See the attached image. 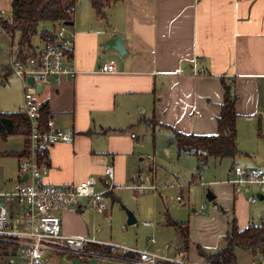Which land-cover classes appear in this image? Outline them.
Returning <instances> with one entry per match:
<instances>
[{
	"label": "crops",
	"instance_id": "crops-1",
	"mask_svg": "<svg viewBox=\"0 0 264 264\" xmlns=\"http://www.w3.org/2000/svg\"><path fill=\"white\" fill-rule=\"evenodd\" d=\"M0 11L10 18L11 0H0ZM72 22L77 75L72 81L35 90L39 94L36 101L47 106L55 129L74 133L71 142L56 143L47 151L46 182L68 187L95 178L98 191L110 184L112 189L103 196L106 212H94L102 219L110 215L107 201L119 202L115 195L119 188L143 186L138 172L132 171L140 155L137 137L122 129L138 117L140 122L155 120L160 127L184 134L215 135L223 103L221 87L226 84L237 98V148L241 119L256 123L264 140V0H120L107 9L105 19L96 16L88 0L84 11L76 13L74 6ZM114 37L123 38L122 56L115 50H103L104 43ZM111 62L114 72L101 73V67ZM17 112H22V102L19 110L2 113ZM14 137L20 138L19 146L4 155L16 158V169L0 170V193L11 191L19 181L18 167L25 158L18 154L27 146L26 136L1 140L6 143ZM107 166L113 168L112 181L104 175ZM244 166L249 172L264 173V165ZM233 178L220 181L224 188L214 195L215 199L219 196L218 209L187 222L170 216L187 224V248L178 230L166 226L164 218L163 225L174 229L179 241L174 246L165 244L156 253L173 256L183 251L191 262L205 264L198 248L208 254L217 252L233 220L239 230L252 225L246 208L249 200H245L248 190L243 192L242 186L236 193L230 183ZM209 183L219 186L217 181ZM150 186H155L153 180ZM170 187L184 188L182 184ZM94 213L87 208L61 212L63 234L112 242L104 234L103 223L101 231L96 230ZM150 240L149 246H153L155 240L152 244ZM244 253L248 254L246 260L254 259L250 251L237 250V264ZM7 256L13 264L16 253Z\"/></svg>",
	"mask_w": 264,
	"mask_h": 264
},
{
	"label": "rangeland",
	"instance_id": "rangeland-1",
	"mask_svg": "<svg viewBox=\"0 0 264 264\" xmlns=\"http://www.w3.org/2000/svg\"><path fill=\"white\" fill-rule=\"evenodd\" d=\"M76 13L84 11L88 7V0H75ZM1 18L7 20L8 14H2ZM49 28V25L41 26ZM72 27H68L70 31ZM18 42V35L9 38L0 30V45L4 44V49H0V70L3 67H9L10 74L5 78L4 73L0 71V111L13 112L19 110L20 104H23L24 93H30L38 97L35 89L25 87L23 80L17 77L12 71V62L14 61L15 45ZM34 46H39L38 36L32 40ZM12 44V45H11ZM222 86V85H221ZM222 91H223V87ZM145 117V116H144ZM161 122L164 116L160 115ZM183 119V117H181ZM144 119V118H143ZM175 119V118H173ZM188 119V118H187ZM238 129V150L242 153L234 158L210 159L208 165L201 172L197 171V160L193 155H178L177 146L174 143L175 133L159 125H147L140 122V117L130 125L122 129L137 137V146L139 156L133 162L132 171L138 172L143 186L153 185L158 189L155 191L143 190L134 192L131 188H119L115 195L119 197V202L111 203L108 200L110 215L108 219L96 215L95 211L87 208L94 213V225L96 230L100 229L101 223L104 224V234L107 239L112 241L111 244L121 247H135L140 250L149 252L162 251L165 244L177 245L179 236L172 228L163 225L164 212H168L173 219L187 222L189 218L206 215L212 208L219 207V196L212 201H207L206 195L211 192L217 194L220 181H226L233 178L234 168H240L247 171L244 164L264 165V140L260 138L256 123L241 119ZM255 124V126H254ZM263 124L261 123V130ZM175 131L176 128H175ZM192 133V132H190ZM263 134V132H262ZM20 138L14 137L6 143L0 139V170L3 168L5 173L10 168L16 169V158L7 157L5 151L19 146ZM11 143V144H10ZM153 158V163L148 161V157ZM140 159H143L140 161ZM152 166L154 168L152 169ZM253 170V169H252ZM257 170L251 171L256 172ZM151 178H153L151 180ZM217 181L216 186L211 185ZM225 183V182H223ZM182 184L183 189L171 188L170 185L176 186ZM128 185H132L129 183ZM221 186V187H220ZM248 190L245 200L251 199L252 202H246V208L249 210L250 222L252 225L260 226L264 223V198L259 200L258 195H263L259 187L250 185L241 188ZM177 197V198H176ZM195 210V212H193ZM228 210V208H226ZM127 212L135 218V224L127 223ZM144 223L152 224L147 227ZM99 226V227H98ZM155 240V244L149 246L150 239ZM0 246V264H9V257L13 250L8 246L6 252ZM248 254L238 256V264H247L255 262L254 259H247ZM252 260V261H251ZM248 261V262H247ZM247 262V263H246ZM42 264H71L67 257L61 255L55 256L47 253L43 258ZM102 264H128L121 262H103Z\"/></svg>",
	"mask_w": 264,
	"mask_h": 264
},
{
	"label": "built area",
	"instance_id": "built-area-1",
	"mask_svg": "<svg viewBox=\"0 0 264 264\" xmlns=\"http://www.w3.org/2000/svg\"><path fill=\"white\" fill-rule=\"evenodd\" d=\"M73 11L74 7L69 9L70 14ZM2 14L0 11V19ZM7 20L10 21L11 17ZM64 23L56 25L54 41L41 42L36 46L34 56L12 62L13 73L23 80L25 87L32 88L27 83L30 77L34 80L33 89L36 90L37 86H40L41 92L45 87L72 81L77 75L73 64L74 35ZM100 72L113 73V63L102 66ZM40 109L41 104L35 97L25 92L22 112L29 120L26 135L28 155L19 164V181L11 191L0 193V241L15 247L16 260L13 264H42L47 253L67 258L71 256L85 262L96 258L98 264L105 261L134 264H196L188 260L183 251L170 256L63 234L61 212L91 208L97 213H105L107 207L103 203V196L112 189V186L109 184L104 190L98 191L95 178H88L68 187H57L46 182L48 169L44 159L47 151L56 143L71 142L74 133L55 129L50 118L43 122ZM148 160L153 163L152 157ZM233 173L234 178L230 183L235 186L236 193L245 185H255L264 193V173L243 171L240 168H234ZM104 175L112 181L113 168L107 166ZM131 189L134 192L153 191L157 190V187L134 186ZM82 200L87 202L81 205ZM249 202L252 200L249 199ZM150 243H154V239H151ZM90 245L102 246L108 249L109 253L93 254L89 249ZM249 264L257 263L253 261Z\"/></svg>",
	"mask_w": 264,
	"mask_h": 264
},
{
	"label": "trees",
	"instance_id": "trees-1",
	"mask_svg": "<svg viewBox=\"0 0 264 264\" xmlns=\"http://www.w3.org/2000/svg\"><path fill=\"white\" fill-rule=\"evenodd\" d=\"M90 6L99 19L106 18V11L120 0H89ZM11 20L0 19L1 30L13 38L18 35L15 45L14 60H26L35 55L36 46L32 40L38 36L39 43L54 41V30L61 22H72L69 9L74 7L75 0H11ZM49 25V28L41 26ZM6 78L10 74L9 67L0 70ZM223 103L220 115L217 118V133L215 135L184 134L170 128L174 133V143L178 155H193L197 160V171L201 172L208 165L210 159L234 158L241 155L237 148L236 120L238 115L235 110L237 100L231 92L229 85L223 84ZM42 121L46 122L50 114L45 104L41 105ZM147 125H157L155 120L145 121ZM151 123V124H150ZM167 127V126H166ZM259 127V126H258ZM29 130V120L23 112H0V139L6 140L12 136H26ZM28 149L19 153V158L26 157ZM219 211L222 210L219 208ZM165 225L173 227L180 233L183 245L187 248L188 227L174 221L169 213H164ZM4 248L13 247L7 242H1ZM91 253H109V250L98 245H90ZM250 251L257 264H264V223L260 226L250 225L244 230H239L233 220L231 231L225 236L224 242L215 253H205L198 248L199 255L204 258L205 264H237L236 251ZM13 253H16L14 247ZM132 254H126L131 256ZM133 256V255H132ZM75 257H68L72 262Z\"/></svg>",
	"mask_w": 264,
	"mask_h": 264
},
{
	"label": "water",
	"instance_id": "water-1",
	"mask_svg": "<svg viewBox=\"0 0 264 264\" xmlns=\"http://www.w3.org/2000/svg\"><path fill=\"white\" fill-rule=\"evenodd\" d=\"M64 24L66 26L71 27L73 25V22H65ZM103 50L104 51L115 50L120 56H122L123 52H125L124 47H123V38L122 37H114V38L107 40L103 45ZM27 83L32 88L35 87L33 78H31V77L28 78ZM36 89H37V91H39L40 86H37ZM206 198H207V201L212 202V201H214L215 196L211 192H208L206 195ZM258 198H259V200H262L263 195H258ZM127 216H128L127 223L129 225L135 224L136 221H135V218L133 217V215L131 213L127 212ZM71 264H98V263H97L96 258H92L91 260L86 261V262L76 258L71 262Z\"/></svg>",
	"mask_w": 264,
	"mask_h": 264
}]
</instances>
